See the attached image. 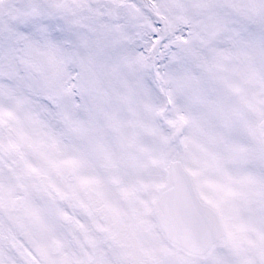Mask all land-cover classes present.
I'll use <instances>...</instances> for the list:
<instances>
[{
    "label": "snow or ice",
    "instance_id": "snow-or-ice-1",
    "mask_svg": "<svg viewBox=\"0 0 264 264\" xmlns=\"http://www.w3.org/2000/svg\"><path fill=\"white\" fill-rule=\"evenodd\" d=\"M0 264H264V0H0Z\"/></svg>",
    "mask_w": 264,
    "mask_h": 264
}]
</instances>
